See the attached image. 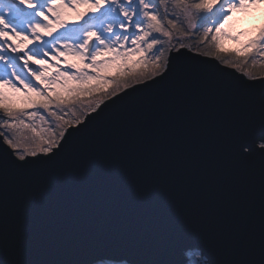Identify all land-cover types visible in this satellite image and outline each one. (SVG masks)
<instances>
[{"label": "water", "instance_id": "1", "mask_svg": "<svg viewBox=\"0 0 264 264\" xmlns=\"http://www.w3.org/2000/svg\"><path fill=\"white\" fill-rule=\"evenodd\" d=\"M180 51L186 55L171 53L172 76L177 67L181 74L160 85L153 102L110 124L100 122L93 136L77 140L73 153L47 169L7 165L4 258L52 264L83 259L98 235L133 241L143 235L141 252L151 258L146 222L154 228L162 219L186 222L189 213L193 225L166 249L168 259L183 257L186 264L185 250L199 251L206 264L259 257V160L241 165L225 150L227 130L247 118L252 101L230 100L221 85L184 75V65L200 66V60L224 65ZM5 150L13 152L0 138V155ZM190 243L200 246L186 247ZM130 259L115 261L102 250L94 264Z\"/></svg>", "mask_w": 264, "mask_h": 264}, {"label": "snow or ice", "instance_id": "2", "mask_svg": "<svg viewBox=\"0 0 264 264\" xmlns=\"http://www.w3.org/2000/svg\"><path fill=\"white\" fill-rule=\"evenodd\" d=\"M257 3L175 0L169 8L168 0H159L161 11L153 0H0V138L13 149L0 155V264H52L4 258L2 209L7 165L13 163L19 171L47 169L73 153L77 140L93 136L100 122L110 124L119 115L153 102L159 86L181 74L177 67L172 76L173 50L176 56L186 55L180 49L192 52L185 37L202 26V14L216 9L218 19L204 29L202 38L211 36L217 51L203 55L215 56L224 66L200 60V66L184 65L183 74L221 85L230 100L252 101L246 106L247 118L227 130L225 150L241 165L254 158L259 160L260 249L257 259L214 260L209 264H264V77L257 78L246 70L243 77L226 71L239 70L241 62L223 60L219 44L224 37L237 39L226 31L236 23L233 11H247ZM174 33H179V38L173 44ZM164 44L168 46L154 53L158 45ZM241 51L242 60L254 51L264 55V28L251 36ZM68 57L78 63H69ZM129 57L135 59L129 62ZM113 64L117 65L115 75L101 74ZM97 96L107 97L109 103L97 100ZM85 101L84 119L74 113L67 118L65 109ZM112 106L114 110L106 113ZM192 219L191 213L186 222L162 219L157 228L148 220L145 233L151 234L147 241L153 249L151 258H144L141 252L143 235L135 241L98 235L88 244L83 259L62 264H94L96 254L102 250L115 261L130 257L127 264H184L183 257L178 262L168 259L166 249L183 229L193 225Z\"/></svg>", "mask_w": 264, "mask_h": 264}, {"label": "rangeland", "instance_id": "3", "mask_svg": "<svg viewBox=\"0 0 264 264\" xmlns=\"http://www.w3.org/2000/svg\"><path fill=\"white\" fill-rule=\"evenodd\" d=\"M154 4L158 9L162 11L159 5V0H153ZM235 2H239V0H235ZM247 2V0H245ZM175 3V0H168L169 8L171 7V4ZM83 9H81L82 11ZM218 9L214 10L212 13L209 14H202V19L199 21V23L202 25L198 29H194L192 34L190 36L185 37V43L190 44L193 47V52L199 53L203 55L204 52H215L217 49L211 42V36L205 38H202V33L205 28L211 27L216 20L218 19ZM74 17V13L70 14ZM232 20L235 21V25L233 27H229L226 29L230 33V35H234L237 37V39L233 40L227 37L221 38L219 41L221 52L220 55L223 60H227L229 62H241L240 69H235L239 73L243 74V72L246 70L250 73V68H257L261 66L264 63V55H262L260 52L254 51L252 55H249L246 60H242L243 52L241 51L243 44L253 35L256 34V32L259 30L261 26V22H264V0H258V3L255 7H250L247 11L243 9H236L232 13ZM243 21V26L241 27L239 25V21ZM252 26V27H251ZM251 27V28H247ZM252 28L256 29V31H252ZM198 31V32H197ZM158 35V34H154ZM179 38V33L173 34V44L175 43L176 39ZM164 39V38H163ZM130 46V45H129ZM159 46V45H158ZM158 46L157 49H154V53H158ZM164 46H168L167 44H164ZM205 56V55H204ZM210 58H215V56H207ZM99 59V58H98ZM135 57H129V62L133 61ZM218 60V59H217ZM221 64L222 61L218 60ZM77 62L72 57H70V62L73 63ZM163 62V60L161 61ZM78 63V62H77ZM250 70V71H249ZM117 72V65H109L103 73V75L112 76L115 75ZM258 77V76H257ZM105 97L97 96L96 99H103ZM86 103L77 104L74 107L65 109L66 112L69 113V117L72 118V114H75V117L82 118L84 115L83 112L87 111ZM94 106V103H93ZM42 114L45 116L46 113H43V110H40ZM0 116H2V113H0ZM83 119V118H82ZM25 137L30 136V133H24ZM27 142V141H25ZM188 258L187 264H203V262L198 258L197 253L190 252L186 254ZM109 264V262H106ZM106 263H99V264H106ZM111 264V263H110Z\"/></svg>", "mask_w": 264, "mask_h": 264}, {"label": "trees", "instance_id": "4", "mask_svg": "<svg viewBox=\"0 0 264 264\" xmlns=\"http://www.w3.org/2000/svg\"><path fill=\"white\" fill-rule=\"evenodd\" d=\"M161 39H163V38L161 37ZM161 47H165L166 48L167 46L159 45L158 49H160ZM250 69H251V71L249 70L250 73L253 74L255 77L256 76H264V63L261 66L257 67V68H250ZM82 114H84V112Z\"/></svg>", "mask_w": 264, "mask_h": 264}, {"label": "clouds", "instance_id": "5", "mask_svg": "<svg viewBox=\"0 0 264 264\" xmlns=\"http://www.w3.org/2000/svg\"><path fill=\"white\" fill-rule=\"evenodd\" d=\"M243 21H244V20H240V21H239V25H240L241 27H244V26H243ZM260 24H261L260 28H264V22H261ZM251 27H252V26H251ZM251 27H247V28H251ZM260 28H259V29H260ZM252 31H256V29L252 28Z\"/></svg>", "mask_w": 264, "mask_h": 264}, {"label": "bare ground", "instance_id": "6", "mask_svg": "<svg viewBox=\"0 0 264 264\" xmlns=\"http://www.w3.org/2000/svg\"><path fill=\"white\" fill-rule=\"evenodd\" d=\"M12 151H13V149H12ZM13 157L15 158V156H13ZM146 249L149 250V251H151V253H153V250H152V248H150L149 245L146 247ZM187 252H190V251H189V250H187V251L185 250V253H183V255H184L185 257H186V253H187ZM152 255H153V254H152Z\"/></svg>", "mask_w": 264, "mask_h": 264}]
</instances>
